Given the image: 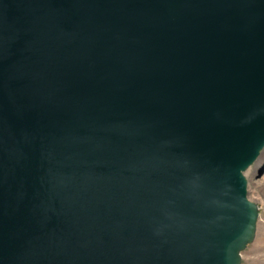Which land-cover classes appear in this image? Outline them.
Here are the masks:
<instances>
[{
  "label": "water",
  "instance_id": "1",
  "mask_svg": "<svg viewBox=\"0 0 264 264\" xmlns=\"http://www.w3.org/2000/svg\"><path fill=\"white\" fill-rule=\"evenodd\" d=\"M264 166V0H0V264H242Z\"/></svg>",
  "mask_w": 264,
  "mask_h": 264
},
{
  "label": "rangeland",
  "instance_id": "2",
  "mask_svg": "<svg viewBox=\"0 0 264 264\" xmlns=\"http://www.w3.org/2000/svg\"><path fill=\"white\" fill-rule=\"evenodd\" d=\"M251 167L245 172L248 196L259 206L255 239L243 252L242 264H264V166Z\"/></svg>",
  "mask_w": 264,
  "mask_h": 264
},
{
  "label": "bare ground",
  "instance_id": "3",
  "mask_svg": "<svg viewBox=\"0 0 264 264\" xmlns=\"http://www.w3.org/2000/svg\"><path fill=\"white\" fill-rule=\"evenodd\" d=\"M259 169H261V168H259Z\"/></svg>",
  "mask_w": 264,
  "mask_h": 264
}]
</instances>
